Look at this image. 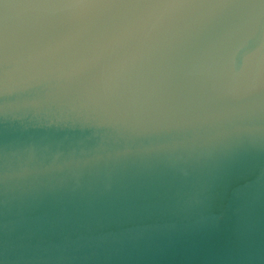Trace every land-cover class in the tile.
<instances>
[{"label": "clouds", "instance_id": "9594fccd", "mask_svg": "<svg viewBox=\"0 0 264 264\" xmlns=\"http://www.w3.org/2000/svg\"><path fill=\"white\" fill-rule=\"evenodd\" d=\"M42 200L98 240L264 204V0H0V202Z\"/></svg>", "mask_w": 264, "mask_h": 264}, {"label": "water", "instance_id": "95a60500", "mask_svg": "<svg viewBox=\"0 0 264 264\" xmlns=\"http://www.w3.org/2000/svg\"><path fill=\"white\" fill-rule=\"evenodd\" d=\"M59 207L48 200L17 209L0 202L6 264H264V204L230 212L218 227L103 240L95 239L94 231L65 224Z\"/></svg>", "mask_w": 264, "mask_h": 264}]
</instances>
